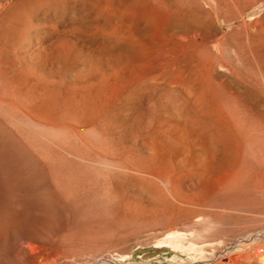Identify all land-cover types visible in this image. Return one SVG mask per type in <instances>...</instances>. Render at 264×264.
I'll return each instance as SVG.
<instances>
[{"label":"rangeland","instance_id":"rangeland-1","mask_svg":"<svg viewBox=\"0 0 264 264\" xmlns=\"http://www.w3.org/2000/svg\"><path fill=\"white\" fill-rule=\"evenodd\" d=\"M0 24V264H264V0Z\"/></svg>","mask_w":264,"mask_h":264},{"label":"built area","instance_id":"built-area-1","mask_svg":"<svg viewBox=\"0 0 264 264\" xmlns=\"http://www.w3.org/2000/svg\"><path fill=\"white\" fill-rule=\"evenodd\" d=\"M255 243L252 247L255 254H264V228L258 230L255 235Z\"/></svg>","mask_w":264,"mask_h":264},{"label":"bare ground","instance_id":"bare-ground-1","mask_svg":"<svg viewBox=\"0 0 264 264\" xmlns=\"http://www.w3.org/2000/svg\"><path fill=\"white\" fill-rule=\"evenodd\" d=\"M10 1V0H9ZM167 6V5H166ZM6 7V6H5ZM46 9V8H45ZM44 9V10H45ZM196 13V12H195ZM189 20V19H188ZM192 20V19H191ZM5 22V21H4ZM14 22V21H13ZM132 23V22H131ZM1 25V24H0ZM130 25V24H129ZM199 25V24H198ZM2 26V25H1ZM179 26V25H178ZM188 27V26H187ZM185 29V28H184ZM138 30V29H137ZM181 30V29H180ZM192 30V29H191ZM199 30V29H198ZM175 32V31H174ZM124 34V33H123ZM123 34H122V36H123ZM175 34V33H174ZM195 34V33H194ZM173 35V34H172ZM164 36V35H163ZM202 36V35H201ZM126 37V36H125ZM195 37V36H194ZM174 38V37H173ZM178 38V37H177ZM203 38V37H202ZM192 39V38H191ZM189 40V39H188ZM187 40V41H188ZM184 41V40H183ZM185 41H186V39H185ZM194 42V41H193ZM192 43V42H191ZM204 43V42H203ZM138 44V43H137ZM193 44V43H192ZM169 45V44H168ZM164 49V48H163ZM166 52V51H165ZM45 54V53H44ZM160 55H162V53H160ZM68 58V57H67ZM169 58V57H168ZM171 59V58H170ZM162 64V63H161ZM165 66V65H164ZM163 66V67H164ZM166 67V66H165ZM163 70H164V68H163ZM117 72V71H116ZM156 82V81H155ZM177 85V84H176ZM182 86V85H181ZM162 89H163V87H162ZM154 91V90H153ZM161 94V93H160ZM165 95V94H164ZM180 102V101H179ZM239 173V172H238Z\"/></svg>","mask_w":264,"mask_h":264}]
</instances>
